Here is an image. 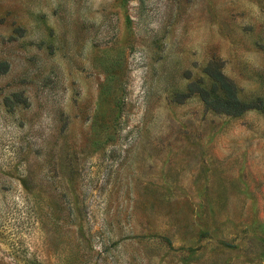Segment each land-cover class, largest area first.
Masks as SVG:
<instances>
[{
    "label": "rangeland",
    "instance_id": "rangeland-1",
    "mask_svg": "<svg viewBox=\"0 0 264 264\" xmlns=\"http://www.w3.org/2000/svg\"><path fill=\"white\" fill-rule=\"evenodd\" d=\"M263 103L264 0H0V264H264Z\"/></svg>",
    "mask_w": 264,
    "mask_h": 264
},
{
    "label": "trees",
    "instance_id": "trees-1",
    "mask_svg": "<svg viewBox=\"0 0 264 264\" xmlns=\"http://www.w3.org/2000/svg\"><path fill=\"white\" fill-rule=\"evenodd\" d=\"M208 73L212 79L213 86L220 95L210 97L206 91L200 89V93L203 99H205L206 105L228 115H238L246 109L256 107L240 102L236 97L235 88L232 83L227 80L218 69H211ZM261 105L264 107V103Z\"/></svg>",
    "mask_w": 264,
    "mask_h": 264
}]
</instances>
